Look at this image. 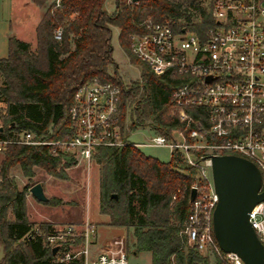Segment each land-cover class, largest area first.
I'll return each mask as SVG.
<instances>
[{
  "label": "trees",
  "instance_id": "trees-1",
  "mask_svg": "<svg viewBox=\"0 0 264 264\" xmlns=\"http://www.w3.org/2000/svg\"><path fill=\"white\" fill-rule=\"evenodd\" d=\"M45 7L46 0H33ZM112 13L106 0H59L45 10L36 29V51L30 43L11 36L8 57L0 59L4 85L0 94L7 114L3 131H31L36 139L54 141L70 134L69 108L79 86L95 78L122 88L120 127L127 139L139 128H151L168 136L179 127L169 105L176 81L157 76L131 50L130 37L144 33L143 23L171 22L180 18L193 30L204 32L211 24L203 0H114ZM113 28L119 30V44L131 63L141 68V82L126 89L118 77L113 58ZM62 38L56 39L57 30ZM73 45V47H72ZM112 68V72L110 69ZM137 98L125 128L126 102ZM100 165V213L110 218L113 227L133 229L134 253H149L150 264H229L223 256L201 253L188 247L180 235L192 213V185L200 181L198 169L190 166L179 150L164 163L146 156L135 146L101 147L94 155ZM66 154L55 155L49 145H11L0 164V238L4 256L0 264H62L56 261L43 236L30 238L34 224L27 213L31 186L20 189L11 169L21 167L31 179L32 168L40 166L60 176L59 164L70 166ZM117 195V198L113 197ZM56 225L44 222L43 234ZM186 239V237H185Z\"/></svg>",
  "mask_w": 264,
  "mask_h": 264
},
{
  "label": "built area",
  "instance_id": "built-area-1",
  "mask_svg": "<svg viewBox=\"0 0 264 264\" xmlns=\"http://www.w3.org/2000/svg\"><path fill=\"white\" fill-rule=\"evenodd\" d=\"M132 2V0H129ZM211 19L204 32L179 18L171 22L147 19L144 33L130 37L132 53L157 76L176 81L169 105L179 127L168 135L151 130L147 143L124 139L120 127L122 88L97 78L78 87L69 108L70 134L41 141L31 131L0 130V153L11 145H49L55 155L75 163L94 160L101 147H163L179 150L198 169L192 185L196 196L183 230L188 242L203 254L223 256L229 264H244L235 253H224L213 232L218 204L212 158L235 155L253 162L264 191V0H203ZM56 39L62 38L59 29ZM2 128V125H0ZM250 223L264 244V201L249 213ZM98 227L89 219L56 225L43 234L35 227L30 238L43 236L46 247L59 246L62 264H129L124 239L92 257Z\"/></svg>",
  "mask_w": 264,
  "mask_h": 264
},
{
  "label": "rangeland",
  "instance_id": "rangeland-1",
  "mask_svg": "<svg viewBox=\"0 0 264 264\" xmlns=\"http://www.w3.org/2000/svg\"><path fill=\"white\" fill-rule=\"evenodd\" d=\"M59 0H46L45 5L49 6ZM28 0H0V30L6 31L7 36H18L25 41H33L35 38L34 21L38 18V10L35 7L28 6ZM106 9L112 13L115 8L114 0H106ZM11 28L14 30L12 31ZM9 37H7L9 39ZM3 45L1 46V43ZM112 45L114 47L113 58L118 66V77L121 79L126 89L133 86L136 82H141V68L131 63L126 53L119 44V30L113 28ZM73 47V45H72ZM36 51V46L32 47ZM9 43L4 41L3 33L0 32V59L8 57ZM112 72V68L110 69ZM4 85V78L0 75V89ZM139 96L126 103L125 128H129L132 108L137 104ZM7 114L6 104L0 94V125L4 124ZM151 128H139L132 133L131 141L135 143H147V138L151 134ZM140 150L146 156L158 159L161 162L169 163L172 152L168 148L142 146ZM2 160V158H1ZM1 164V161H0ZM99 168L96 160L90 164L86 162H73L70 166L59 164L60 176L48 173L45 168L34 166L32 168L33 176L28 179L24 176L21 167L16 165L11 169L13 176L20 189L31 186L33 183H41L45 194L48 197L47 202H39L28 190L27 195V213L30 222L34 228H40L44 222H50L53 225L67 223H81L87 219L95 223L98 227L99 240L97 245H103L105 249L116 239H124V250L129 257V264H150L151 256L149 253H134L135 245L132 237L133 229L113 227L110 224V218L100 213V188H99ZM180 235L186 240L185 251L188 247L194 245L185 239L183 233ZM104 242H107L103 244ZM4 256L3 246L0 245V261ZM211 261H214L212 255ZM171 264H176L175 257L172 256Z\"/></svg>",
  "mask_w": 264,
  "mask_h": 264
},
{
  "label": "water",
  "instance_id": "water-1",
  "mask_svg": "<svg viewBox=\"0 0 264 264\" xmlns=\"http://www.w3.org/2000/svg\"><path fill=\"white\" fill-rule=\"evenodd\" d=\"M212 173L219 196L213 213V232L219 247L224 253L237 254L244 264H264V244L249 220L254 206L264 201L260 170L245 158L222 155L212 158ZM30 193L39 202L48 201L41 183L32 186ZM195 196L196 190L192 189L191 201ZM58 249H52L54 255Z\"/></svg>",
  "mask_w": 264,
  "mask_h": 264
},
{
  "label": "crops",
  "instance_id": "crops-1",
  "mask_svg": "<svg viewBox=\"0 0 264 264\" xmlns=\"http://www.w3.org/2000/svg\"><path fill=\"white\" fill-rule=\"evenodd\" d=\"M28 1H29L28 2V6L31 7L33 5L35 7V9H37L38 12H39L38 18L34 21L35 38H34L33 41H29L28 42V41H25L24 39H21L20 37H16V36H18V33L16 34V32H15V36L14 37L18 38L19 40H22V41H25V42L30 43L31 46L34 47V46L37 45V37H36V29H37V26L40 23V21H41V19L43 17V14H44V12H45V10L47 9L48 6L45 5V7H40L36 3H34L33 0H28ZM11 30L14 31L12 28H11ZM0 32L3 33L4 41L6 40L9 43V39L7 38L9 36H7L8 35L7 32H10V29L9 30H6V31L0 30ZM2 45H3V42L1 43V46ZM1 158L3 160V154L0 153V161H2ZM97 240H99V233H97V237H96L95 243L93 244V246L91 248V255H92V257H96L100 252H102V251L105 250V247L103 245L100 246V245H97L96 244V241ZM105 243H107V242H104L103 244H105ZM0 245L3 246L2 241H1V238H0ZM3 250H4V247H3Z\"/></svg>",
  "mask_w": 264,
  "mask_h": 264
}]
</instances>
